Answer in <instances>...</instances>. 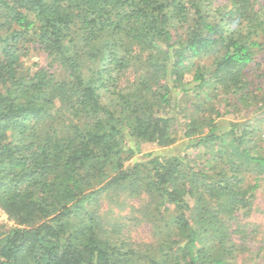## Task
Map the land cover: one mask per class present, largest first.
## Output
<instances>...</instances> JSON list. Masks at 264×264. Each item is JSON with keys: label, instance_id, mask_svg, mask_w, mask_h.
<instances>
[{"label": "trees", "instance_id": "trees-1", "mask_svg": "<svg viewBox=\"0 0 264 264\" xmlns=\"http://www.w3.org/2000/svg\"><path fill=\"white\" fill-rule=\"evenodd\" d=\"M227 4L0 0L1 53L15 52L21 34L32 31L30 40L48 59L34 71L17 66L11 80L0 73V209L13 223L0 234V264H222L207 246L221 255L234 249L230 232L245 230L257 187L245 174L253 166L264 171V153L246 146L254 135L248 121L214 112L190 118L183 130L179 124L176 135L175 106L161 110L178 89L212 87L231 96L234 108L259 101L254 36H264V0ZM186 23L185 36H173ZM212 52V71L197 68L185 81L189 59ZM89 64L95 69L85 70ZM131 68L134 80L122 87ZM106 93L119 109L103 103ZM133 139L159 150L125 164L136 153ZM199 146H217L209 166L193 167L181 154ZM141 193L171 210L161 216L168 232L157 245L129 247L120 226L95 207L103 198Z\"/></svg>", "mask_w": 264, "mask_h": 264}, {"label": "rangeland", "instance_id": "rangeland-1", "mask_svg": "<svg viewBox=\"0 0 264 264\" xmlns=\"http://www.w3.org/2000/svg\"><path fill=\"white\" fill-rule=\"evenodd\" d=\"M227 3L228 0H214V4L219 6H229ZM261 14L264 15V11ZM2 22L3 18H0V24ZM8 26L10 27L9 31L14 30L16 27L14 23ZM187 26V23L184 25L177 24L172 31L173 36L176 37V35L180 34L184 37ZM3 30H5V27L0 26V34L2 36L5 35L2 32ZM31 32L21 34L20 39L15 42V48H17L15 52L10 53V55H4L0 51V73L3 75V81L11 80L15 76L17 73L15 68L17 66L18 69L34 71L37 66H45L48 63L46 53L30 40ZM254 38L260 42V48L256 51L254 57V66L258 67V69L253 67L261 75L255 83V86H258V89H255V94L259 101H255L257 103L254 104L253 102L245 107L238 103V107L234 108V100L231 96L226 97L222 92L212 90V87L199 89L192 93H183L178 89L176 90L174 101L168 106H162L161 110V112H166L171 105L175 106L174 116L176 120L174 122L176 124H173L172 128L176 135L178 134L179 124L183 130L184 125L182 124L187 123L190 118H209L215 116L214 112H221L223 114L219 118L223 120L239 123L248 121L247 124L254 130V135L251 137V142L246 143V146L251 147L254 144L257 146L258 152L264 153L261 147V144L264 143V138H262L260 130L264 123V114L260 111V107L264 105V36L259 32ZM217 54L218 52H212L191 57L184 70V80L191 81L197 68L204 74L212 71V62ZM146 55L143 54V56ZM91 69H95L93 64L87 65L85 70ZM134 74L132 68L126 71L124 78L120 77L121 86L129 85L134 80ZM5 88V86H0L1 91H4ZM103 97L104 104L116 106L115 108L119 109L120 106L116 105L117 103L112 96L106 93ZM240 132V129H238L237 133L239 134ZM18 137L19 133L17 131L10 132V140L13 142H16ZM228 140L229 138H226L222 144L224 148L226 147L225 149H228V143H226ZM131 146L136 153L125 164L141 158L144 153L159 150V147L154 143L138 139H133ZM216 147L214 146L213 151L209 146H199L198 148H190L183 151L181 154H186L187 163L189 162L193 167L201 168L209 166L210 154H215ZM220 162L222 160H216L217 164ZM261 170L262 168L253 166L250 172L245 174V181L251 184L256 183L257 187L254 191L252 211L242 220V224H245V230L241 227L235 232H230V240L234 249L230 253L221 255L217 249L207 246L210 255L222 258V264H264V171L261 172ZM117 201L110 203L108 198L100 199L97 203L98 208L95 207V210H98V213L105 217L111 216V224L116 225V227L120 226V237L125 240L124 242L129 247H138V245L144 244L157 245L165 235V231L168 232L165 230V221L161 216L163 218L164 216L167 217L171 214V210L166 208L159 198H153L152 200L146 193L132 197H125L124 194H120ZM160 210L162 213L159 215ZM12 225L13 223L0 213V234L8 231ZM108 228L112 229L109 226ZM246 232H249V234L245 235ZM167 238H170V236L168 235ZM174 240H176L175 236L172 235L170 241ZM229 245L230 243H225V246ZM140 248L142 252H147V247L141 246ZM206 264L214 263L208 261Z\"/></svg>", "mask_w": 264, "mask_h": 264}, {"label": "built area", "instance_id": "built-area-1", "mask_svg": "<svg viewBox=\"0 0 264 264\" xmlns=\"http://www.w3.org/2000/svg\"><path fill=\"white\" fill-rule=\"evenodd\" d=\"M261 112L264 114V108H262ZM260 130H261V136L262 138H264V123L262 124ZM0 213H2L3 216L5 217V214L1 210H0Z\"/></svg>", "mask_w": 264, "mask_h": 264}]
</instances>
